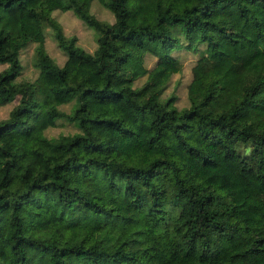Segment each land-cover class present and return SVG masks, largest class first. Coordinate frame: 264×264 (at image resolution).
Listing matches in <instances>:
<instances>
[{"label": "trees", "instance_id": "trees-1", "mask_svg": "<svg viewBox=\"0 0 264 264\" xmlns=\"http://www.w3.org/2000/svg\"><path fill=\"white\" fill-rule=\"evenodd\" d=\"M93 2L108 10L109 20L92 12ZM52 10H70L90 27L93 49L65 35ZM45 24L65 54L59 65L45 51ZM30 41L37 71L16 79L19 48ZM180 45L198 53L178 105L176 93L164 91L180 70L172 52ZM145 53L155 57L149 67ZM0 63V105L17 96L0 117V213L15 264H152L145 238L159 230L172 233L184 250L194 239L208 247L215 232L264 223L261 207L243 197L207 207L218 192L202 178L184 180L170 156L79 159L75 150L102 143L89 126L94 117L86 96L123 99L146 112L147 143L158 144L166 131L187 152L211 160L188 139L191 128L259 175L264 0H0ZM58 118L73 129L48 135ZM107 119L123 135L136 131ZM77 166L84 172L74 179L69 170ZM161 168L166 181L157 186L151 176ZM177 196L184 204L172 200ZM260 244L264 234L254 235L247 249L256 252Z\"/></svg>", "mask_w": 264, "mask_h": 264}, {"label": "rangeland", "instance_id": "rangeland-1", "mask_svg": "<svg viewBox=\"0 0 264 264\" xmlns=\"http://www.w3.org/2000/svg\"><path fill=\"white\" fill-rule=\"evenodd\" d=\"M92 12L102 19L109 20L110 13L101 4L92 3ZM51 15L60 22L65 35L74 34L76 42L86 50H92L95 45V34L84 22L75 16L72 11L52 10ZM44 48L53 63L61 64L65 54L57 46L53 37L52 28L45 24ZM184 39H181V41ZM34 42L25 43L19 48L18 56L21 69L16 79H32L37 71L32 63ZM202 46L199 45V48ZM180 61V70L173 72L165 87L166 93H176L175 102L181 105L185 101L184 86L189 78V68L197 57V51L184 48L183 45L172 50ZM144 63L151 66L155 57L149 53L144 55ZM4 63H0V68ZM139 82V80H137ZM17 96L0 105V117L4 116L9 107L16 102ZM68 105H62L66 109ZM86 110L94 118L89 126L96 138L102 141L96 149H84L76 145V157L82 158L85 154L109 156L116 155L125 160L144 161L152 154H164L174 158L179 173L186 181L202 178L217 192L215 199L206 201L207 207L225 206L231 201L243 197L256 203L264 211V151L260 163L259 175L253 169L237 166L230 154L219 152L213 145L198 138L195 131L188 128V139L199 149L212 157L209 161L200 160L195 154L184 150L177 141L166 131H161L159 143H147L143 130L147 125V115L144 109H134L123 99L105 98L95 100L86 96ZM111 117L123 124L129 125L135 132L130 135L121 134L107 119ZM73 129V124L62 119H56L53 126L45 129L48 135H55L60 131ZM264 150V149H263ZM84 169L77 166L69 170L72 178H78ZM152 182L161 186L166 181V170L161 168L151 176ZM178 204H184L181 196L172 198ZM5 214L0 213V264H15L9 249L4 232ZM256 234H264V223L226 229L213 234V241L208 247H202L196 239L184 250L179 246L172 233L159 230L156 234L145 238L147 244L146 258L152 264H264V244L259 245L256 252L249 251V240Z\"/></svg>", "mask_w": 264, "mask_h": 264}]
</instances>
